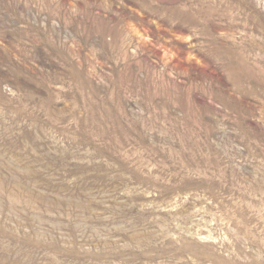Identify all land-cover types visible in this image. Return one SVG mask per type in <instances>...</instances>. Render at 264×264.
Returning <instances> with one entry per match:
<instances>
[{
  "label": "rangeland",
  "instance_id": "1",
  "mask_svg": "<svg viewBox=\"0 0 264 264\" xmlns=\"http://www.w3.org/2000/svg\"><path fill=\"white\" fill-rule=\"evenodd\" d=\"M0 264H264V0H0Z\"/></svg>",
  "mask_w": 264,
  "mask_h": 264
}]
</instances>
